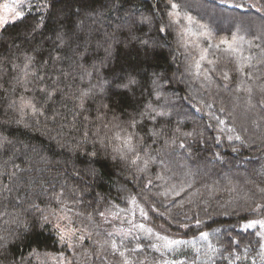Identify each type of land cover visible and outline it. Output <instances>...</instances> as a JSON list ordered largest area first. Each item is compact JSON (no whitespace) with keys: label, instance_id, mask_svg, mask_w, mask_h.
<instances>
[{"label":"trees","instance_id":"trees-1","mask_svg":"<svg viewBox=\"0 0 264 264\" xmlns=\"http://www.w3.org/2000/svg\"><path fill=\"white\" fill-rule=\"evenodd\" d=\"M31 5L0 30V264H264V0ZM136 204L181 243L109 234Z\"/></svg>","mask_w":264,"mask_h":264},{"label":"rangeland","instance_id":"rangeland-1","mask_svg":"<svg viewBox=\"0 0 264 264\" xmlns=\"http://www.w3.org/2000/svg\"><path fill=\"white\" fill-rule=\"evenodd\" d=\"M35 3V0H0V18H4L7 20L6 23H0V30L1 28L12 21H15L17 18H20L24 15V12L29 9L33 4ZM5 5L8 7L5 8ZM19 11L22 13L20 17H17L15 15V12ZM254 129L257 131L258 128L255 126ZM233 168V166L231 167ZM245 168V167H243ZM245 176L250 180V177H248L247 174ZM258 176V175H257ZM143 213H146L144 209L137 204L134 205L131 208H128L126 210H108L104 213L103 216V224L108 229L109 234L116 235L117 237L121 238V236L124 237H131V236H140V237H147L149 239H152V245L158 249H162L166 246L167 241L164 239L165 237L167 240H177L175 238H172L170 236H166V233H163L161 231H158L155 227L152 225H149L147 223L146 217ZM135 212V213H134ZM61 217L66 216L64 212H60ZM58 224L60 227L58 228L59 235H65V241H68L73 234H65L63 232L64 225L71 223V220L69 219H61ZM244 223L245 225L248 224ZM139 225H144V228H140ZM72 227V224H70ZM256 226H259L260 231L264 234V228H262L259 224ZM159 229H161L158 226ZM148 229H151V234L147 231ZM178 241V240H177ZM174 246V245H173ZM172 247V246H171ZM73 253H71V256ZM63 262L65 264H71V260L68 258H63Z\"/></svg>","mask_w":264,"mask_h":264},{"label":"snow or ice","instance_id":"snow-or-ice-1","mask_svg":"<svg viewBox=\"0 0 264 264\" xmlns=\"http://www.w3.org/2000/svg\"><path fill=\"white\" fill-rule=\"evenodd\" d=\"M171 6H172L173 9H176V8L178 7V5H176L175 3H173ZM7 7H8V6L5 5V8H7ZM15 15H16L17 17H20V16L22 15V13L19 12V11H16V12H15ZM175 15L178 16L179 13L177 12V13H175ZM187 19L191 22V17H188ZM6 22H7L6 19H4V18H0V23H6ZM162 31H163V29H162ZM221 43L227 44L228 42H227V41H221ZM206 59H207V50H204L203 53H202V55H201V60H206ZM208 63L211 64V63H214V62L211 61V60H209ZM199 67H200V65H199V63H197V68H199ZM224 78H225V79H228V76H227L226 73L224 74ZM30 106L33 107V110H35L34 105H30ZM117 139H119V136H117ZM236 139H239V137H236ZM124 143H125L126 146L130 145V138L126 139V140L124 141ZM181 146H182V145H181ZM128 150L131 151L132 148L129 147ZM93 155H95V153H93ZM133 163H135V161H133ZM133 202H134V201H133ZM260 208H261V206L258 205V206H257V210H259ZM61 210H62V209H61ZM56 214H57V209H51V210H49V215H45V216H43V221H44L45 223L48 222V220H49V216H56ZM142 214H144V215L146 216V213H143V211H142ZM101 215H103V213H101ZM61 219H69V218L66 217V216H64V217H61ZM197 223H199V222H197ZM257 224H259L262 228H264V220H252V221H250L248 224H246L245 227H246V228H253V227H255ZM41 226H43V224H42ZM57 227L59 228L60 225L57 224ZM139 227L143 229V228H144V225H139ZM76 231H77V230H76L75 228H73V227L70 226V223L64 225L63 232H64L65 234H74ZM147 231L149 232V234H151V231H152V230H151V229H148ZM201 235L204 236L205 238H207V235H208V234H207V233H202ZM65 238H66L65 235H61V239H65ZM0 239H2V237H0ZM80 239H83V237L81 236ZM164 239L167 241L166 246H168V247H171V246H173V245H177V244L181 243L180 241H177V240H167L166 237H165ZM121 255H123V253H121ZM126 264H127V262H126ZM181 264H182V262H181Z\"/></svg>","mask_w":264,"mask_h":264}]
</instances>
